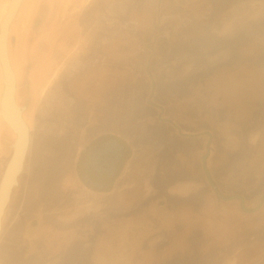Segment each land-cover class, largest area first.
I'll list each match as a JSON object with an SVG mask.
<instances>
[{
  "label": "rangeland",
  "instance_id": "rangeland-1",
  "mask_svg": "<svg viewBox=\"0 0 264 264\" xmlns=\"http://www.w3.org/2000/svg\"><path fill=\"white\" fill-rule=\"evenodd\" d=\"M140 1L149 7L158 4V0ZM171 1L188 2L163 0L160 13L187 12V5L178 9L168 4ZM189 1L196 12L206 15L201 24L172 20L174 26L160 47L161 37L155 36L167 32L170 20L160 22L156 15V25L143 21L134 31L125 30L121 44L130 54L121 56L120 69L115 63L114 76L107 61L96 65L80 114L81 123L87 117L86 124L79 123L62 141L48 139L51 157L37 161L35 154L42 147H33L31 186L46 198L41 217L49 218L51 224H42L41 253L36 249L35 260H21V264H264V133L253 161L234 175L230 171L234 158L245 154L206 152L203 146L209 140L214 148L250 140L247 130L264 124V117H258L253 107L258 90L260 98L264 90L255 89L258 85L253 83L257 81L255 76L252 80L250 67L264 58L249 55L250 62L245 58L241 62L245 68L249 65V73L231 74L230 81L219 82L214 80L225 77L223 69L243 56L239 60L230 56L229 64L223 62L224 54L209 49L211 40L227 46L231 39V33L226 36L210 30V15L234 6V16L241 17L243 12L249 21H264V0ZM241 29L246 31L244 26L233 27L237 33ZM172 31L176 36L172 37ZM247 33L248 51L264 57V25L250 23ZM237 35L233 32L232 39ZM148 38L155 40L156 50L149 63L143 52L134 53ZM254 69H258L259 84L264 83V65ZM95 126L100 134H109L110 140L129 142L133 152L140 149L131 185L122 175L83 177L88 170L81 161L95 157L84 146ZM11 131L0 117V135L12 140ZM131 155H122L120 167ZM58 178L74 179L78 188L65 193ZM229 181L238 183L234 192L221 191L218 184ZM9 241L3 246L0 264H16V260L7 261L12 255L8 248L19 246Z\"/></svg>",
  "mask_w": 264,
  "mask_h": 264
},
{
  "label": "clouds",
  "instance_id": "clouds-1",
  "mask_svg": "<svg viewBox=\"0 0 264 264\" xmlns=\"http://www.w3.org/2000/svg\"><path fill=\"white\" fill-rule=\"evenodd\" d=\"M112 7L106 0H0V19L11 13L0 26V108L7 80L19 122L53 142L66 138L80 122L105 25L115 23L107 19ZM57 183L65 193L78 188L74 179Z\"/></svg>",
  "mask_w": 264,
  "mask_h": 264
},
{
  "label": "crops",
  "instance_id": "crops-1",
  "mask_svg": "<svg viewBox=\"0 0 264 264\" xmlns=\"http://www.w3.org/2000/svg\"><path fill=\"white\" fill-rule=\"evenodd\" d=\"M122 1H123V3H118V5H116V3L109 4V5L113 6L111 8V11H113V15H116L118 17L110 19V20L115 21V23L112 24L110 27L105 25L106 35H107V43L103 46V49L101 51L102 56H103L102 59L99 60V56L97 57V64H99V61H101V62L107 61L109 63L108 66H110L109 68L111 69L113 76H114V72H115L114 69L116 68L115 63L117 64V68L120 69L119 66H120L121 56L124 55L125 57H128V55L130 54L129 53L130 51L125 52L126 50H124V46L121 44V41H124L123 39L125 38V36L123 35L124 31L125 30H129L130 32L134 31L138 25L142 24L141 23V20H142L141 15H143V13L141 12L140 7L138 8L136 6L131 5V4H133V3H131L132 0H127V1L122 0ZM152 2H154V0H152ZM157 2H158L157 6L154 4L156 6V8L154 5L153 6L150 5V7H149V5L146 4V9L144 11V15H145L144 20L148 21L150 25H153V24L156 25V23L153 22L154 18H156V15H157V18H159L158 20H160V22L163 21V23H164V19L170 20V22L168 21L169 22L168 24L170 27L166 25L168 27L167 32L159 31L158 35L155 36V38L157 40L159 37H161L160 41H158L159 45L157 44L158 47H160V45L162 46V44H164V35L168 36L169 30L172 29V27L174 26L172 20H174V19L179 20V23H181V24H184V22H187L190 20L195 21L196 24H201V20H203L206 17V15H203L202 12H199V11L196 12L195 9L192 7V3H189L190 2L189 0L187 3H184V4H181L178 2H172V1L168 2V4L173 3L176 7H178V6L180 7V5L185 7V5H187L188 10L186 13H183V14H178L176 12H174V13L173 12L160 13L159 9H162V7L164 6V2H163V0H158ZM179 2H180V0H179ZM179 7H178V9H179ZM172 9H174V6L172 7ZM196 9H197V7H196ZM234 9H235L234 6H229V8L224 9V11H222V12L220 11L218 13H213L212 15H210V17H211V22L209 25L210 30L214 33H217V32L221 33L227 27L229 29L228 33H231V34H229L231 36V39H230L229 45H227V46L223 45V41H221V40H211L209 42V46H210L209 49L213 50V52H215L216 54H219V55L224 54L226 60H224L223 62H227L229 64H232V59H229V60L227 59L230 56H232V57L238 56V60L240 59V56H243V57H241L242 59L240 61H238V63L236 61H233L232 65L237 66V67L232 68V65H230L229 67H226L222 71V73H226V74H224L225 77H220L219 79H216L214 81L221 82L224 79L226 81H230L231 80L230 79L231 74H237L239 72L244 73L246 71H247L246 73H249L250 72L249 71L250 69L248 67L249 65L245 68L243 66V64L241 63V62H243L244 58H245V60H244L245 62H247V61L250 62L248 60L249 55H251L250 57H252V55H257V56H260V58L261 57L264 58L263 55H261V53L249 52L248 48H247V44H248V42H250V40H249L250 37L247 33L248 26L250 25V23L264 25V21H258L261 19H257V18L252 20V21H249V18L243 17V12L241 13V17L234 16V14H232V11ZM237 9H240V8H237ZM242 10H243V7H242ZM138 15H140L141 17H139ZM101 23H105V21L103 20V21H101ZM238 25L246 27V31H245V29H244V33H243L242 29L240 30L241 31L240 33L233 31V27L238 26ZM233 32L235 34H238L237 36H239L236 40H233L234 36L232 39ZM174 36H176L175 31H172V37H174ZM177 36L180 37L179 35H177ZM186 37L187 36L185 35V38ZM148 39L143 43H139L134 48V53L136 54L137 52H143L145 59H147L148 63H149L151 57H153L154 53H156V50L153 47L155 40L153 39L151 41L150 38H148ZM226 42L227 41L225 40L224 43H226ZM239 42H240V44H237ZM252 48H254V46ZM116 55H117V57H116ZM177 55L178 54H176L175 57H178ZM128 59L130 60V58H128ZM176 61L178 62L180 60H176ZM255 62L256 63H254L255 64L254 66H250V67H252V74H253L252 80H254V76H255V78H256L255 80L257 82H253V83H257V85H258V87H255V89L264 90L263 81H261L259 84V77L257 79L258 69H254V68H259V66H263L264 60L260 59V60H257ZM145 63H147V61ZM235 64H237V65H235ZM213 70H215V68ZM227 73H229V74H227ZM209 74L210 75H209L208 79L214 78L213 77V71L210 72ZM208 79L205 77L202 78V80H204V81L208 80ZM210 80H213V79H210ZM259 85H260V88H259ZM258 97H259V99L257 100L256 104L253 107L255 108V112L258 115V117H264V102L261 101V99H264V96H262L260 98L259 90H258ZM86 118L87 117H85V119L83 120L82 123L86 124V121H87ZM79 123H81V122H79ZM79 123L77 125H79ZM83 128H86V126H83ZM247 131H248L247 135H249L250 140L240 141L238 143H235V142H237L235 140V141L231 142L230 144H228L226 142L224 144L222 143V145H219L217 148L213 147L214 145H212V142L210 140L208 142L202 141L204 148H207V149H204V151L215 152L217 149L220 152H226L229 150L230 152H233L236 154H239V153L245 154L246 156L243 158H241V157L234 158V166L232 167V170H230V171L232 172V175H234L235 173L237 174V172L239 170L242 171L243 169H245L246 165H248V163L250 161H253V156H254V154H256L259 146L261 145L260 140H261V135L264 133V124L262 126H259V127L256 126L255 128L247 130ZM92 133L93 134H90V136H91L90 140L88 141V143L86 145H84L86 148H88V153H94V151H97V149H98V151H101V153H103V154H108L111 151L112 152L118 151V153H120V151H121L120 149L122 148L123 149V151H121L122 153L133 154L130 157H128L124 166L120 167V165H119L120 170L118 172H117L118 165L117 166L114 165L113 169L110 170L109 173H107V175L114 174V175H117L118 177H120L121 175L127 176L126 179H128V181H129L127 185H131L133 183L132 180H135L134 179V176H135L134 171L137 168L136 167L137 166V164H136L137 160H136L135 156H136V152L140 149L134 150L135 152H133V149H135V148L132 147L129 144V142L120 141V139L110 140V137L108 136L109 134H100L98 132L97 126H95V129ZM98 140H100L99 144L97 142ZM240 144L243 145V150L240 149ZM143 145H145V144H143ZM84 146H82V147H84ZM118 160H115V163L123 162V160L121 158L119 161ZM254 163L255 162H253V164ZM263 167H264V165H263ZM115 169H116V171H115ZM116 172H117V174H116ZM233 182L234 181L225 182L226 185L221 182V184H218L219 189L221 191L224 190L226 192L232 193V192H234V190L232 188H236L234 186L238 184V183H233ZM239 185H241V184H239ZM128 201H130V200H128Z\"/></svg>",
  "mask_w": 264,
  "mask_h": 264
},
{
  "label": "flooded vegetation",
  "instance_id": "flooded-vegetation-1",
  "mask_svg": "<svg viewBox=\"0 0 264 264\" xmlns=\"http://www.w3.org/2000/svg\"><path fill=\"white\" fill-rule=\"evenodd\" d=\"M107 4H113L116 3H123L122 0H107ZM133 6L140 7L141 12L145 11L146 4L140 0H132ZM113 13V11H112ZM141 17V23H143L145 15H138ZM116 15H111L107 17V19L117 18ZM2 21V19H1ZM103 21V20H102ZM11 23V21H10ZM9 23V24H10ZM107 52V51H106ZM102 53L100 52L99 60L102 59ZM9 127V126H8ZM10 128V127H9ZM11 129V128H10ZM12 130V129H11ZM29 131V140L27 145V150L23 159L22 167L20 172L16 175L14 178L10 192L8 195V198L4 202V204L1 207L0 210V260L4 261L3 258V246L5 243H9L12 240L13 242L16 241V245L19 246L18 248L15 246H10L8 248V251H12V255L10 257V260H7L8 262L16 260V264H21V260H35L36 255V249H38V253L41 249L42 240H40V234L44 227L43 225L50 226V219L45 218L44 220L41 217V210L46 209V204L43 205L46 200V198H41L40 194H37V192L34 189V186L32 185V178H31V169L33 165H31V160L34 162L33 159H31V155L33 153L32 149L37 145L38 148H41L39 150V153L35 157L37 161L43 156V157H51V147L48 146L46 143L48 142V138L43 137L38 131H31L28 128ZM11 134H14V132L11 131ZM15 138V134L13 136V139L11 140L10 137H7L6 135H0V165L3 164V171L6 167V164L11 156L12 150H13V141ZM46 139V140H45ZM62 141V139H61ZM98 140V144H99ZM45 145L48 147L46 148ZM123 151V149H120ZM118 153V151H111L108 154H103L101 151H94V159L93 157L90 158V161L83 160L82 165L86 167V170H88L87 173H82L83 177L91 178H101L103 179L107 175V173L110 172V170L113 169L114 165H120V163H115V160L122 159V155L124 153ZM43 152V153H42ZM47 152V153H46ZM7 157V158H5ZM80 159V157L78 158ZM92 159V161H91ZM118 160V161H119ZM94 163V165L91 164ZM122 163V162H121ZM76 171H78V168L76 167ZM116 171V169H115ZM112 172V171H111ZM3 174V172H2ZM1 174V176H2ZM89 174L91 178L89 177ZM0 176V179H1ZM93 178V179H94ZM18 187V192L16 193V187ZM29 189L27 190V188ZM27 191V192H26ZM29 191V193H28ZM28 193V195H27ZM49 196H51L49 194ZM48 210V209H47ZM15 214V215H14ZM47 214V213H46ZM12 242V243H13ZM39 247V248H38ZM5 248V247H4ZM38 258H40V255H37Z\"/></svg>",
  "mask_w": 264,
  "mask_h": 264
},
{
  "label": "water",
  "instance_id": "water-1",
  "mask_svg": "<svg viewBox=\"0 0 264 264\" xmlns=\"http://www.w3.org/2000/svg\"><path fill=\"white\" fill-rule=\"evenodd\" d=\"M11 21V13H9V15L5 18L2 19V21H0V26H6L10 23ZM7 84L5 82V88H4V99H3V106L2 108H0V117L7 123V125L12 129V131L15 134V138L13 141V150L11 153V156L8 160V164H6V167L3 171V174L1 176V179L3 178V176L6 174V172L8 171L9 165L10 167H12V171L9 173L10 175V182L8 183V189L6 191V194L4 195V199L2 201L1 207L4 204V202L6 201V199L8 198L9 192H10V188L12 185V182L14 180V178L16 177V175L20 172L21 167H22V163H23V159L27 150V145H28V140H29V131H28V127L26 125H24L23 123H19V121L16 119V121H13L10 117H12L11 115L7 114V104L8 103H12L11 102V87L8 88V92H7V88H6ZM17 124H22V140L19 142V147H18V140H19V129H18V125ZM0 179V182H1ZM1 210V208H0Z\"/></svg>",
  "mask_w": 264,
  "mask_h": 264
},
{
  "label": "bare ground",
  "instance_id": "bare-ground-1",
  "mask_svg": "<svg viewBox=\"0 0 264 264\" xmlns=\"http://www.w3.org/2000/svg\"><path fill=\"white\" fill-rule=\"evenodd\" d=\"M1 21V19H0ZM6 88H7V92H8V88L10 87V84L8 83V81L6 80ZM7 114L11 115L12 117H10L13 121H16V118H15V109L13 108L12 106V103H8L7 104ZM20 123V122H19ZM18 125V131L20 133V136H19V140H18V147H19V142L22 140V124H17ZM8 164V163H7ZM12 171V167H10L9 165V168H8V171L6 172V174L3 176V178L1 179V182H0V208H1V204H2V201L4 199V195L6 194V191L8 189V183L10 182V175L9 173Z\"/></svg>",
  "mask_w": 264,
  "mask_h": 264
}]
</instances>
